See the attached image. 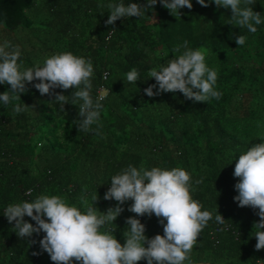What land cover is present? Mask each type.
<instances>
[{"label":"trees","instance_id":"16d2710c","mask_svg":"<svg viewBox=\"0 0 264 264\" xmlns=\"http://www.w3.org/2000/svg\"><path fill=\"white\" fill-rule=\"evenodd\" d=\"M109 3L146 6L147 0H0V45L9 41L19 47L21 71L71 52L92 61L93 100L101 87L108 90L100 135L96 124L79 132L73 124L82 119L79 107L69 103L60 111L55 95H42L34 87L38 80L26 84L21 100L7 106L0 102V264H53L39 243L45 233L20 238L12 230L14 222L4 216L8 205L48 195L84 211L80 197L87 195L91 204L96 193L94 206L106 213L118 205L104 199L111 178L129 165L183 168L191 177L192 198L202 211L212 213L184 264H264V250H256L252 235L260 221L258 209L241 208L234 199L239 195L236 160L264 143V23L255 25L253 34L229 24L230 8H205L191 0L192 9L182 8L180 16H173L158 0L141 18L107 25ZM252 7L264 15V0H254ZM240 35L247 37L243 46L235 43ZM185 40L193 50L207 49L205 63L217 71L219 100L197 103L180 92L146 95L145 89L156 84L148 71L166 66L177 56L173 47ZM133 68L139 80L127 83L126 73ZM9 90L10 85L0 84V94ZM76 90L51 93L71 97ZM153 90L158 92V85ZM16 103L28 108L16 113ZM132 203L120 205L124 211L110 225L121 245L128 218L139 219L149 239L163 235L159 218L137 216L128 211ZM218 213L225 224L215 221ZM24 219L36 226L31 218Z\"/></svg>","mask_w":264,"mask_h":264},{"label":"clouds","instance_id":"9594fccd","mask_svg":"<svg viewBox=\"0 0 264 264\" xmlns=\"http://www.w3.org/2000/svg\"><path fill=\"white\" fill-rule=\"evenodd\" d=\"M158 0H147L146 6L131 3H109L110 10L107 25H115L117 20L125 17L141 18L148 9H152ZM173 16H180V9H192L191 0H159ZM203 7L210 4L231 9L229 24L246 28L256 33L255 25L264 23V15L253 11L254 0H197ZM104 5H101L103 7ZM113 28L112 31H114ZM247 37H235V43L243 46ZM10 49V50H9ZM172 51L177 54L166 66L152 68L148 76L156 84L145 89L149 97L169 92L182 93L188 100L207 102L214 98L219 100L222 93L215 90L218 74L205 63L207 49L193 50L187 40L177 44ZM20 49L9 41L0 45V84L10 85V90L0 94V102L7 106L21 100L26 92V84L40 81L34 87L42 94L55 95L54 103L59 104L60 111H65L66 104L79 107L82 119L73 121L79 132L91 131L93 124L98 125L96 135H100V115L102 100L107 98L108 90L101 87L99 97L94 101L91 96L93 64L91 60L77 57L71 52L46 58L43 65L20 70L18 59ZM106 74V73H105ZM104 74V75H105ZM106 80L107 75H106ZM137 69L126 73L127 83H136L139 79ZM158 85V92L154 88ZM77 89L71 97L51 93L53 89ZM28 108L24 104L14 105L13 111L21 113ZM234 176L239 178L235 185L239 195L234 199L241 208L258 209L260 221L254 224L252 235L256 238L257 251L264 250V143L250 147L236 160ZM202 183L197 180L196 184ZM105 200H115L118 205L100 212L94 205L99 196L91 194L89 204L87 195L80 197L84 207L81 211L70 206L61 197L40 195L33 202L10 204L4 211L8 222H14L12 229L20 238L32 237L34 233H45L39 241L43 251L47 252L53 264H184L190 261L191 251L196 244L199 233L213 219L210 211H202V205L191 196V177L183 168L171 170L153 167L151 170L129 165L119 174L112 176L111 187L104 196ZM133 201L128 211L137 216L153 214L163 226V235L149 239L145 235V226L139 219L128 218L129 226L124 232L126 243L121 245L113 235L112 225L124 209L120 206L126 201ZM25 216L35 221L36 226L25 221ZM166 221V223H165ZM215 221L223 225L225 219L219 213ZM115 224V223H114ZM35 243V241H33ZM40 253H33L39 255Z\"/></svg>","mask_w":264,"mask_h":264},{"label":"built area","instance_id":"2783aa9c","mask_svg":"<svg viewBox=\"0 0 264 264\" xmlns=\"http://www.w3.org/2000/svg\"><path fill=\"white\" fill-rule=\"evenodd\" d=\"M106 75H107V74L104 75V78H105V79H106Z\"/></svg>","mask_w":264,"mask_h":264}]
</instances>
